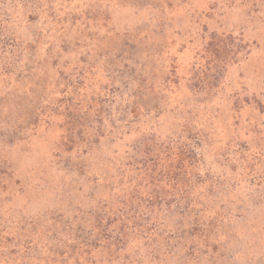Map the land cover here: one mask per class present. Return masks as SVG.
Listing matches in <instances>:
<instances>
[{
	"label": "rangeland",
	"instance_id": "obj_1",
	"mask_svg": "<svg viewBox=\"0 0 264 264\" xmlns=\"http://www.w3.org/2000/svg\"><path fill=\"white\" fill-rule=\"evenodd\" d=\"M0 6V264H264V0Z\"/></svg>",
	"mask_w": 264,
	"mask_h": 264
},
{
	"label": "trees",
	"instance_id": "obj_2",
	"mask_svg": "<svg viewBox=\"0 0 264 264\" xmlns=\"http://www.w3.org/2000/svg\"><path fill=\"white\" fill-rule=\"evenodd\" d=\"M9 19L6 17L4 8L0 6V84L8 82L13 76L18 79H24L28 75L26 71L29 69H20V54L18 52L19 46L16 39L7 32L6 25ZM108 228V224L105 228ZM121 231L117 232L114 240L120 242ZM13 252V251H11ZM10 260H15L9 257ZM10 260H5L4 264H9Z\"/></svg>",
	"mask_w": 264,
	"mask_h": 264
}]
</instances>
